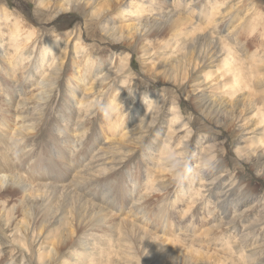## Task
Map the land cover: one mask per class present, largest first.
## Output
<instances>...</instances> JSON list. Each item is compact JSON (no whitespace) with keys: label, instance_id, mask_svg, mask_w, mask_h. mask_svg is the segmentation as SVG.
<instances>
[{"label":"rangeland","instance_id":"rangeland-1","mask_svg":"<svg viewBox=\"0 0 264 264\" xmlns=\"http://www.w3.org/2000/svg\"><path fill=\"white\" fill-rule=\"evenodd\" d=\"M59 1L61 0H55L56 3ZM80 1L83 4H85V1H90V6L87 9L89 16L85 17L81 11L73 9L71 12L61 13L57 18L49 19V17L40 15V11L43 9L34 0H0V21L5 17L3 11L6 9L15 17L20 16L23 18L32 29L36 30L34 32L30 31V37L35 42L34 45L32 44L33 47L27 50L29 53L36 51L35 54H38L46 44L58 40L59 46L49 56L51 61L54 60L53 64H56V60L64 50V46L71 41V44L66 47L67 58L64 68L59 77H53L55 78V80H52L55 84L54 89L48 94H44V100H34L35 102L30 106L32 115L25 114L32 119L30 122H34V128H36L34 134L27 141L28 149L32 148L34 150V159L31 160L43 162L46 164L43 169L48 168L52 173V175H49L52 178L37 179L36 176H32L30 181H35V185L41 183L49 186L57 185L60 191L56 193V201L52 199L54 196L50 197L52 190L44 194L42 192H45V190L40 191L43 195L38 192L34 197L33 205L29 204V208L25 209L26 212L17 209L9 212L12 215V220L9 223L5 221V218L0 219V264H102L101 261L105 259H101V257H97L94 262H90L92 257L97 254L96 250V254L92 255L90 260L84 261V259L88 258L86 256L89 252L88 247L93 244V239L98 238L101 233L103 234L105 229L102 228V232H93L96 234L93 235L94 237L90 235L89 238H86L92 232L87 231L86 227L80 225L81 219L76 215L80 214L83 219L88 221L87 215L91 213L93 208H89V205L83 206L84 204L80 202V199L74 197L77 195L71 194L70 197H67L64 192L72 182L76 183L78 181L74 176H77L79 171L82 172L83 169L88 170L87 168L97 166V164L91 162L94 160L96 153L107 155L111 151H116L118 140L121 144L118 148L124 147L127 154H125V157L120 156L119 164L112 165L115 170L113 178L111 179V176L106 175L102 180L95 181L89 173L96 170H92V172L90 170L85 171L82 173V184L85 186V190L88 188L91 190V194L85 193L84 190L83 192L76 190V192L83 195V198L91 205L103 208L107 213L114 214L115 216L111 215L113 222H130L137 227L148 229L149 232L151 231L154 234L153 236L159 238L157 242L152 239L150 236L152 234L149 232L143 231V233L139 229H132L129 225H120L121 229H118L119 237L120 239L123 238L122 240L126 241L125 244L128 246H126L127 249L122 248V251L125 252H119L120 242L114 241L112 243L113 247L109 251V254L113 253L108 264H258L259 262L264 264V247L259 249L258 253L252 257H248L250 253L247 252L248 250L252 251L260 244H264V225L258 221L259 219L264 220V135L259 129L260 125L257 124V120L253 119L256 105L264 111V62L261 61L264 54V0H248L249 2L231 0L227 2L222 7V15L219 18H222L227 9L236 6L240 9L229 14L224 23L220 19L218 29H214L212 24L208 25V18L205 15L211 9V3L215 0H122L123 2L120 3L114 1L111 4L112 10L108 9L107 4L103 6L104 0ZM163 1L166 2V5L160 8L159 5ZM135 2L148 8L147 11H149L134 20V24L140 23L135 38L133 41L130 38L126 41H112L111 35L117 34L116 38H119V28L126 24L124 20H120L118 17L120 11H124ZM247 13H249L248 17H245V20H247L233 30L236 23L240 22V18H244ZM178 14L188 16L190 21L202 27L206 34L216 39L229 37L230 44L235 48L240 59H243L242 62L247 68H252L254 63L251 62L253 61V54H261V58L256 59L259 63L256 64L258 68L254 69L253 93L251 95L247 92L242 93L229 102L228 100L225 101L224 104L222 92L211 87V84L204 83L203 77L209 74L212 69L214 70L211 67L212 65L217 64L214 60L223 55L219 53L220 49L218 50V46H216L218 43L213 44L216 43L215 39L211 43V37L206 38L205 35H197L195 32L190 31L188 41L182 40L181 36L178 40L172 41L169 45L170 49H167V43L172 34L170 32L171 19L173 20L172 17ZM53 15L55 16L56 13L54 12ZM254 25H256L255 28H253ZM187 30H190V27H187L185 31L187 32ZM1 31H4L5 36L0 38V49L3 43L1 39H5V48L6 46L10 47L12 43L9 42V28ZM178 41L177 50L179 52L177 53L179 54L169 55ZM80 44L85 46V49H78L82 54V60L84 57L86 60L93 58L98 61L100 59L106 61V65L102 69L104 73L111 70L112 67L115 68V71H118L121 68L123 57L130 55V59L128 68L121 74L122 76L116 81V84L112 86L109 99L107 98L99 104L95 113L89 117L90 125H88L87 137L81 138L82 145L75 149L79 154L83 150L85 158L79 159L77 157L74 159L73 153L70 154L68 149L65 156L69 157V163H77V167L74 169L71 167L69 168L70 171H64L62 163L56 161L54 151L63 144L65 139L70 141L69 145L71 143L75 145L71 135L76 128L75 123L78 119V112L70 102L69 77L74 67L73 63L77 60L76 47ZM8 51L9 53L10 51L13 52L8 48L4 53H8ZM145 53L149 54V58L146 57ZM212 56H214L213 59L209 60ZM16 60L22 61L21 67L16 70L17 73L20 76L21 74L32 76L29 81L24 82L28 91L30 88L27 87L30 84L33 85L31 88H35L37 83L43 77L49 75L52 70L51 63L40 70L39 58H35L33 63L26 68L23 67L25 62L22 57L16 58ZM179 63L183 67L174 72L172 70L174 64L178 65ZM156 67L159 69L156 70ZM6 69V63L0 57V102L10 99L11 105L13 104L12 107H14L17 106L19 101L23 100L22 97L30 98V96L19 97L18 93L14 95L12 91L14 88L11 86L14 81L6 77ZM98 73V70L93 72L89 77L90 83H94ZM215 76L216 74L212 78H215ZM16 80L20 82L21 77L17 76ZM198 85H201V87H198ZM14 86L18 88V83L13 84ZM121 88H123L121 91L122 102L119 103L123 110L121 114H126L125 130L122 129L115 135L111 134L109 140L117 139V141H114L115 144L107 145L105 143L108 140L101 136L103 124L106 123V117L101 110V106L109 105V100ZM82 90L78 92L77 97L79 100L84 96ZM202 96L205 99L203 98L201 99L203 101H200ZM127 98L130 99V107L123 106V99ZM152 101L160 103L161 112L156 115L154 123L150 125L148 122L151 120L147 114L154 105ZM205 102L206 105H204ZM210 102H214L213 105H217L220 109L222 107L223 113L219 118L208 117L209 110L207 111L206 108H208ZM220 102L224 105L220 106ZM128 108L130 109L128 110ZM174 108H177L180 117V122L176 126L177 131L185 128L182 133L178 134V137H180L178 141H174V148L179 149L184 146L181 153H185L182 157L188 160L194 170L182 182L175 181L170 172L168 175L161 177L164 172V168L161 167L163 149L167 147L165 139H167L172 124L171 111ZM1 115L0 119L3 118ZM143 118L146 120H143ZM140 123L148 124L151 131L146 132L148 129L139 130ZM61 130H63L64 136L61 134ZM124 131L136 132V134H132L128 140H122ZM139 137L142 138L137 141ZM206 146L215 148L213 149L215 151L211 155H202L206 150ZM8 157H13L12 153L8 154ZM31 160L24 161L23 165L21 164V171L26 172L27 175L33 173L30 170L29 172L26 171ZM205 161L210 162V167L203 166ZM64 163H66V160ZM101 163H105V160ZM215 167L217 168L214 170L212 177L209 178L203 174V172L206 173L205 170L210 168V170H213ZM56 172L64 175L63 180H56L58 177L53 180ZM97 174H107V172L98 169L94 175ZM220 175H224V177L219 184L209 187L212 190H209L208 186L204 187L210 180ZM135 180L136 182H134ZM112 183H116L114 185L116 188L114 191L117 192L115 204L120 206L119 209L113 207L114 204L110 207L105 202L106 199L103 198L107 192L105 190L107 185L105 184ZM99 184H102V186L99 187ZM63 186L67 188L65 189ZM62 187L65 189H63L64 192ZM199 190L200 192L201 190L205 191V196L202 194L199 199H195ZM114 193L112 191L107 192V200L113 199ZM141 194L151 196V205L148 211L151 212L152 216L155 215L153 218H159V221H161L164 217H168L163 227L145 225L141 220L142 224L138 220L133 221L130 218L126 220L128 210H134L138 207V205H135L134 200L139 198ZM225 194L227 195L224 196ZM64 196L66 200H62L65 199ZM19 197L10 198L12 201L9 202V209H12L15 204L21 206ZM225 200L226 202H224ZM79 202L83 205L80 206ZM66 203L71 206L67 207ZM26 206L28 207V205ZM61 207L67 208L61 209ZM188 207H192L191 209L194 211L196 210L194 215L186 214L189 210ZM51 210H54V214ZM246 210L250 211L246 213ZM64 213L67 216L66 219L58 221L59 218H63ZM240 214L244 215L236 221V217ZM24 220L25 222L27 220V222L23 223ZM232 220L237 224L222 228ZM67 222L71 225L67 226ZM252 223H257L254 232L255 235L258 233L257 237L251 239L247 237L248 240L243 243L244 237L250 231L246 228ZM218 226H221V228ZM71 227L72 229L75 228L73 234L70 231L72 230ZM21 239L28 247L27 249H24L18 243ZM164 240L168 241L166 243L170 245L166 246ZM227 242L230 244L228 245ZM56 243H59V251L49 255L48 253ZM63 243L64 245H62ZM173 244H180L181 248L174 249L172 248ZM244 251L249 254L247 255ZM188 253L191 255L188 256ZM174 256H176V260ZM201 259L202 261H200Z\"/></svg>","mask_w":264,"mask_h":264},{"label":"bare ground","instance_id":"bare-ground-1","mask_svg":"<svg viewBox=\"0 0 264 264\" xmlns=\"http://www.w3.org/2000/svg\"><path fill=\"white\" fill-rule=\"evenodd\" d=\"M34 1L36 3H38L43 9L40 11V15L45 16V17H49V19L50 18H53V19L57 18L58 15H60L61 13L71 12L73 9L81 11L85 15V17L89 16L87 13V11H88L87 9L90 6V4H89L90 1H88V0H87L88 2L85 1V4H83L82 1H80V0H61L58 3H56L55 0H34ZM96 1H98V0H96ZM114 1H117L118 3H120L122 0H104L103 6H105L107 4L108 9L112 10L111 4ZM175 1H178V0H175ZM230 1L231 0H221V1L215 0L213 3H211V9L209 11H207V14L205 13L206 18H208L207 19L208 25L212 24V25H214V27H213L214 29H218L219 28V26H218L219 21L222 20V23H224L225 18L229 14H231L232 12L235 13L236 11H238L240 9L237 6H236L237 8L232 7L230 9H227L226 13L224 12L222 18H219V16L222 15V7L225 4H227V2H230ZM242 1L249 2L248 0H241L240 2H242ZM153 2H155V1H153ZM59 3H61V4H59ZM165 5H166V2L163 1L159 5V7L163 8ZM146 7H148V6H146ZM147 9L148 8L143 7V5H140L139 3L135 2V4L128 7L124 11H120V14L118 17L120 18V20H124L126 22V24L122 25L121 28H119V31H120L119 38H116L117 34H113V36L111 35L110 38H113L112 41H114V42L115 41L120 42L121 40L126 41V39H129V38L132 39V41H133V39L135 38L134 36H136V33L138 31V26L140 25V23L134 24V20L138 19L140 16H143V14H145L146 12H149V11H147ZM234 9H235V11H233ZM53 11L56 13L55 16L53 15V13H54ZM3 13H4L5 17H3V19L0 21V38L5 36L4 31L2 32L1 30H4L5 28H9V30H10L9 42L12 43V45L10 47L6 46V48H5V39H1L3 43H2V48L0 49V57L3 59L4 63H6V67H7L6 77H8L10 80L14 81V83L11 84L12 88H14V89H12V91L14 92V95H16L18 93L19 97H22L24 95L30 96V98L22 97L23 100L19 101L17 106H14V107H12L13 104L11 105L10 99L9 100L5 99L4 101L0 102V114H2L1 116L3 117L2 119H0V219L5 218V221L7 223H9L12 220L11 219L12 215H10L9 212H13L14 209H17L18 211L22 210V212H26L25 209L29 208V204L33 205L34 197L36 196V194L38 192H40V191L42 192L43 190H45V192H42L44 194V193H48L47 191L52 190V194L50 195V197L54 196L52 199H54L53 201H56V193H57V191H60L58 189L57 185L56 186H49L47 184H42V183L40 185H38V184L35 185V181L34 182L30 181L32 176H36L37 179H39V178H43V179L44 178L45 179L52 178V176H49V175H52V173H51V171H49L48 168H47L48 170L43 169L44 167H46V166H44L46 164H44L43 162L31 160V159H34V157H33L34 150L32 148L28 149L27 141L29 140V137H31L34 134V131L36 128H34L35 123L30 122L32 119H30L26 115H32L31 110H30V106L33 104V102H35L34 100H36V99L44 100V94L46 95L52 89H54L55 84L52 80H55V78H53V77L54 76L59 77V75L61 74V72L64 68V64L66 62V58H67L66 47L69 46V44H71V41H69V43L64 46V50L59 54V56L56 60V64H53L54 60L51 61V59H49V56L51 55V53H53L57 49V47L59 46V41L56 40V41L49 42V44H46L40 50V52L38 54H35L36 51L29 53L27 50H29V48H32L33 47L32 44L34 45V42H35V41H33V38L30 37V35H31L30 31L34 32L36 30L32 29V27L29 24H27V22L23 18H21L20 16L15 17L12 13H10V11H7L6 9H5V11H3ZM169 14H171V13L169 12ZM169 14H167V15H169ZM248 15H249V13H247L244 16V18H240L241 19L240 22L236 23L233 30L237 29V27L241 23L246 21L247 19L245 20V17H248ZM172 18H173V20L171 19L172 24L170 26V32L172 34H171L170 40L167 43V47H168L167 49H170L169 45L172 43V41L178 40L179 37H181V36L183 38L182 40L186 41L188 38V33H190V31L195 32L197 35H205L206 38L208 36H209V38L211 37L210 38L211 43L215 39L216 43H213L214 45L218 43L216 46H218V50L220 49L219 53H222L223 55L220 56L219 58H217L216 60H214L215 64L217 62L216 65L211 66L212 68H214V70L212 69V71H209L210 73L207 74L203 78H204V83H206L208 85L211 84V87L222 92V94H223L222 100H223L224 104H225V101L228 100V102H229V101L233 100L237 95H240L242 93L247 92L250 95H251V93H253V85H252L253 80L252 79H253L254 73H255L254 69L258 66L256 64L259 63L256 61V59H260L261 54H259V53L253 54V61H251V62H254V63L252 64V68H250V67L247 68V66L242 62L243 59L242 60L240 59V56L237 54V51H235V48H233L232 45L230 44L229 37H226L223 39L222 38L216 39L215 37H212L211 35L206 34L204 32V30L202 29V27L195 25L192 21H190V18L188 16H183L182 14H178L177 16L172 17ZM187 27H190V30H187V32H186L185 30ZM255 27H256V25L253 26V28H255ZM178 44H179V41L175 43L173 50L171 49L172 52L169 53V55L173 56L175 53L179 52V50H177ZM8 48L10 50H12L13 52L10 51V53H9V51H8V53L7 52L4 53V51ZM80 48L85 49V46L83 44H80L78 47H76L75 54L77 55L76 56L77 60L75 61V63H73L74 67H73L72 73L70 74V77H69V83H70L69 84V94H70V98H71L70 102H72V105H74L75 110L78 112V119L75 123L76 128L73 131V134L71 135V137L73 139L72 141L75 142V145H73L72 143H71V145H69L70 141H66V139H65L63 144L60 145L59 147H57L54 151V156L57 158L56 161L58 163L59 162L62 163V168L64 169V171L65 170L70 171L69 168L72 167L74 169L77 167V163H75V164L71 163V162L69 163V161H70L69 157L65 156V153L68 149L70 150L69 151L70 154L73 153L72 155H74L73 156L74 159L77 157H79V159L85 158V152L83 150H82V153L79 154V152L75 151V149L79 148V145H82L83 142H81V138L87 137V132L89 130L88 125H90V118L89 117L95 113V110L99 104H101L105 99H107V98L109 99L110 92L112 91V86H114L116 84V81L122 76L121 74H123V72L128 68L129 59H130V55L123 57L121 60L122 61L121 66H120L121 68L118 71H115V68L112 67L111 70L104 73L102 69H104L103 67H105L106 61H104L103 59H100V61H98L97 59H93V58H88L86 60L84 57L82 60V58H81L82 54H80V52L78 51V49H80ZM178 54L179 53H177V55ZM145 55L147 58H149L148 53H145ZM153 55H152V57H153ZM15 57L16 58L22 57V59L25 62V65H23L24 68L30 66V64L33 63L35 58H39V61H40L39 69L40 70H42L47 64H50V63H51L50 66L52 65V70L50 71L49 75H47L46 77H43V79L37 83V86L35 88H31L33 85L30 84V86L27 87V88H30V90L28 91L25 88L26 85L24 84V82L29 81L30 77H32V76H30L29 74L27 76H24L23 74H21V76H20V74L17 73L16 70L19 69L18 67H21L22 61L21 62L17 61ZM213 57L214 56L209 58V60L213 59ZM79 58H81V59L79 60ZM82 61L85 65L82 63ZM261 61L264 62V54H263ZM182 67L183 66L180 63L178 65L174 64L172 70L174 72H177ZM39 69H37V70L40 71ZM158 69L159 68L156 67V70H158ZM97 70L99 71V73L97 74L96 79H94V83H90L89 77L93 74L94 71H97ZM256 70H258V69H256ZM215 74H216L215 78H212L213 75H215ZM17 76L21 77L20 82L16 80ZM15 83H18V88H16L15 86L13 87V84H15ZM44 83L46 84V86ZM198 87H201V85H198ZM48 88H49V90H47ZM123 88L119 89V91L117 93H115L114 97L109 100V105H111V107H112V114H111L110 118H106V123L103 124L102 130H101V136L104 137V139L108 140L105 143L107 145L108 144L109 145L115 144L116 142H114V141H117V139H110L109 140V136L111 134L115 135L118 132H120V130H122V129L125 130L124 121L126 118V116H125L126 114H124V115L121 114V111H123V110L121 109L120 103H119V102H122L121 91L123 90ZM80 90L84 91V96L82 97V99L79 100V98L77 96H78V94H79L78 92ZM243 91H245V92H243ZM199 92H201V91H199ZM40 96H43V97L40 99L39 98ZM203 98L204 97L202 96L200 98V101H203V100H201ZM212 99H214V98H212ZM211 102L207 106L208 108H206L207 111L209 110L208 111L209 112L208 117H210V118L211 117L212 118L218 117L219 118V116L223 113L222 107L220 109L219 107H217V105H213L214 102L213 103H211ZM129 103H131L129 98L123 99V106L124 107H126V106L130 107L131 105ZM223 103L220 102L219 105L221 106ZM206 104L207 103L205 102L204 105H206ZM227 104L229 105V103H227ZM263 106H264V103H263ZM129 109L130 108H128V110ZM160 112H161L160 103L158 105L154 104L152 106V110H150L147 114V116L151 120L148 122V124H150V125L153 124L154 119L156 118V115L159 114ZM254 118H255V121L257 120V122H258L257 124L260 125L259 129L262 131V135H264L263 134V132H264V111H262V108L258 105H256V109H255L253 119ZM143 120H146V119L143 118ZM179 120H180V117L178 116L177 108H174L171 111V123L172 124L170 125L171 127L169 128V131H168V134L166 137L167 139H165V143H166L167 148L173 149L178 155H180L182 157L183 154L185 153V152L181 153L184 146H181V148H179V149L174 148V145H175L174 141H178V139L180 138V137H178L179 136L178 134L182 133V131L185 130V128H182L181 131H177L176 126L179 124V122H180ZM142 122H144V121H142ZM140 124L141 125H140L139 130L148 129V131H146V132L151 131L148 124H146V123L145 124L140 123ZM78 128H79V131H78ZM136 132H137V130H136ZM136 132H125L124 131V134L122 135L121 139L122 140H125V139L128 140V139H130V136L132 134H136ZM61 134L62 135L64 134L63 130H61ZM140 138H142V137L137 138V141H139ZM248 139H252V138H248ZM118 142L119 143H117L118 146H117L116 151H111V153L107 154V155H101V154L96 153V156L94 155L95 156L94 160L91 162H93V164H97V166L87 168L88 170L83 169L84 171H82V172L79 171L78 175L74 176V178L76 180L78 179V181L76 183L71 181L72 183L68 189H66L67 187L63 186L66 190L62 187V190L63 189L65 190V192H64V190H63V192L66 194L67 197H70L71 194L77 195L74 197H78L80 199V202H82L84 204L83 205L82 203L79 202L80 206H81V204L83 206L89 205V208H93L91 213L87 215L88 221H86V219H83L80 214L76 215L77 217H79L81 219L80 225L81 226L83 225L84 227H86L88 229L87 231L92 232L89 235H87L86 238H89L90 235H92V236L96 235V234H94L95 231L102 232L101 231L102 228H104L105 231L108 229V231H106V232L103 231V234L101 233V235H99L98 238L93 239V241H92L93 244L92 245L90 244V246L88 247L89 252L86 255V256H88V258L86 257L84 259V261L90 260V257H92V255L97 253L94 257H92L90 262H94L96 260L95 258L101 257V259H105L104 261H101L102 264H106V263L108 264V261H110V257L112 256L111 254L113 253V252H111L109 254V251L113 247L112 243L114 241L120 242V248H119L120 251L119 252H125V251H122V248L127 249L126 246H128V245L125 244L126 241L124 242L122 240L123 238L120 239V237H119L120 235L118 233V229L121 227L120 225H127V226L129 225L132 227V229L134 228V229H139L142 232L143 231L147 232V233L149 232L148 229H145L144 227H142V228L137 227L130 222L119 221V220H118L119 222H113L112 216H115L114 214H111L109 212L107 213L106 210H104L103 208L91 205L88 201H86L85 198H83V195H79L76 192V190H80L82 192L84 190V191H86L85 193L91 194V192H90L91 190H89V188L87 190H85V186H83V184H82V178H83L82 173L85 171L90 170L92 172V170H96L93 173H89V175H92V178L95 181L102 180L106 175L111 176V179L113 178V175L115 174V172H114L115 170L113 169L112 165L119 164L118 162H119L120 156L122 157V155H123L125 157L126 156L125 154H127L124 151L125 150L124 147L118 148L121 146L119 140H118ZM212 146H214V145H212ZM83 149H84V147H83ZM213 149H215V148H213V147L211 148L210 146H206V150H204L202 155H209V154L211 155L212 152L215 151ZM100 151H101V148H100ZM10 153H12L13 157L9 158L8 154H10ZM27 156H28V158H27ZM24 158H27L24 161L31 160L28 163V167H27V165H25V167H27L26 171L29 172V170H30L33 172L29 175H27L26 172L21 171V164L23 165L24 161H20V160H22ZM65 160H66V163H64ZM104 160H105V163H101ZM161 167L164 168V172L161 171V172H163L161 174V177L164 175H168L169 170L163 165V163H162ZM216 168L217 167L213 168V170H210L211 168L208 170H205L206 173L203 172V174L210 178V177H212L214 170ZM36 169H38V170H36ZM98 169L105 170L107 172V174L94 175L97 173ZM56 173H54L53 180L55 177H58V179H56V180H63L62 178H64V175L60 174V173H57V174ZM223 177H224V175H220L217 178H213V180H210L207 184H205L204 187L208 186L207 188L209 190H212V188H209V187H211L213 185L216 186L217 183L219 184V182H221ZM134 182H136V180ZM115 184L116 183L105 184V185H107L106 189H105L107 192H109V191H112V193L115 192L114 198L107 200V198H106L107 192L103 196V198L106 199L105 202L108 203L110 205V207L114 204L113 207H115L116 209H119L120 206L115 204L116 199H117V197H116L117 192L114 191V190H116V188L114 186ZM150 184H151V182H150ZM135 185H137V183H135ZM98 186L100 187V186H102V184H99ZM51 188H53V189H51ZM97 190H98V188H97ZM201 192H200V190L198 191L197 197L195 199H199V196H201L202 194H203V196H205V194H204L205 191L201 190ZM6 195H8V196H6ZM42 195H41V197H42ZM226 195L227 194H225L224 196H226ZM11 196H12V198L14 196H20L18 199L20 201L21 206L13 204L14 206L12 207V209H9V202L12 201ZM41 197H40V199H41ZM52 199L49 198L50 201H52ZM62 200H66V197H65V199H62ZM224 202H226V200ZM67 203H66V206L70 207L71 205L69 204L70 205L69 206V205H67ZM134 203H135V205H138V207L134 210H128L127 215H126L127 216L126 220H128V218L132 219L133 221L138 220V222H140V220H141V222L143 224L151 225L153 227H157V226L163 227L164 224L166 223V221L168 220V217H164L161 221H159V218H153L155 215L152 216L151 212L148 211V208L151 205V196L150 195L141 194V196L139 198L134 200ZM220 203H222V202H220ZM26 205H28V207ZM62 207H61V209L67 208V207H64V208H62ZM50 208L48 209L49 211H50ZM78 208H80V207H78ZM191 208L192 207H188L189 210L186 212V214H191V215L195 214L196 210L194 211ZM195 208H197V207H195ZM51 209H53V208H51ZM76 209H77V207H76ZM46 211H47V209H46ZM49 211H47V212H49ZM53 211L51 210V212H53ZM55 211H58V210H55ZM71 211H73V210H71ZM248 211H250V210H246L245 212L247 213ZM62 213H63V211H62ZM53 214H54V212H53ZM212 214H214V213H212ZM63 215H62L63 218H61V219L59 218L58 221L66 219L67 216L65 215V213ZM243 215L242 214L238 215V217H236L235 220L237 221ZM49 216L51 217V215H49ZM53 217H54V215H53ZM82 219H83V221H82ZM111 220L113 223L111 222ZM258 221L261 222L260 224L264 225V220L259 219ZM26 222H27V220H26ZM26 222L24 220L23 223H26ZM141 222H140V224H142ZM67 223H68L67 226L71 225V223H69V222H67ZM236 224H237V222L232 220L229 222V224H225L224 226H222V228H226L229 225L232 226V225H236ZM256 225H257V223H255V224L252 223V224L248 225V227L246 229H249L250 231L247 233V236L244 237V240L242 241L243 243H245V241H247L248 239H251L252 237H255L258 234L257 233L255 235V233H254L256 231ZM218 227L221 228V226H218ZM71 229H72V227H71ZM74 229L75 228L70 230L72 234L74 232ZM27 231H29V230H27ZM149 233H151V231ZM111 235H114V236H111ZM138 235H139V233H138ZM153 235L154 234H152L150 236L152 237V239L154 241H157L159 237L158 236L155 237ZM133 236H134V234H133ZM135 237H137V236H135ZM141 237H143V236H141ZM247 237H248V239H247ZM52 240L54 241V239H52ZM55 240H56V238H55ZM164 242L166 243L168 241L164 240ZM18 243L24 249L28 248L22 239L20 241H18ZM227 244L229 245L230 243L227 242ZM62 245H64V243ZM169 245L170 244L166 243V246H169ZM178 247L181 248L180 244H175V245L173 244L172 248L176 249ZM262 247H264V244L263 245L260 244L259 246H256L252 251L248 250L247 252H249L250 255H248L249 253H247L246 251H244V253H246L248 255V257H252V256H255V254L258 253L259 249H262ZM128 249H129V247H128ZM95 250H96V253H95ZM56 251L57 252L59 251V243L54 244L52 250L48 254L51 255L52 253H56ZM98 251H99V253H98ZM194 253H196V252H194ZM189 255H191V254L188 253V256ZM198 255H200V254H198ZM174 257L176 260V256H174ZM171 259H172V257H171ZM193 259H194V255H193ZM200 261H202V259ZM170 262H172V261L170 260ZM111 264H113V263H111ZM114 264H116V263H114ZM258 264H261V262H259Z\"/></svg>","mask_w":264,"mask_h":264},{"label":"clouds","instance_id":"clouds-1","mask_svg":"<svg viewBox=\"0 0 264 264\" xmlns=\"http://www.w3.org/2000/svg\"><path fill=\"white\" fill-rule=\"evenodd\" d=\"M152 103L157 105L159 104L154 101H152ZM101 110L103 111L106 118L111 117L112 114L111 105H102ZM162 163L173 175L174 180L177 182H182L189 174H191L194 171L190 166L188 160L178 155L171 148L166 147L163 149ZM203 166L210 167V162L205 161Z\"/></svg>","mask_w":264,"mask_h":264}]
</instances>
